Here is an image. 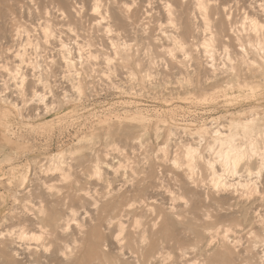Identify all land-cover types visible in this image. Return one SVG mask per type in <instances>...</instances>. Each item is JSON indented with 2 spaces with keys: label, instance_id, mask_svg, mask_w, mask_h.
I'll return each mask as SVG.
<instances>
[{
  "label": "rangeland",
  "instance_id": "rangeland-1",
  "mask_svg": "<svg viewBox=\"0 0 264 264\" xmlns=\"http://www.w3.org/2000/svg\"><path fill=\"white\" fill-rule=\"evenodd\" d=\"M143 2L145 6L140 0L1 2L0 248L17 252L19 264H27L22 253L28 244L19 233L31 228L34 216L21 204L38 188L39 178L59 188L67 211L76 214L69 228L87 221L95 203L115 199L137 179L146 178L151 184L134 204V218L143 226L158 228L163 213L180 219L176 212L184 199L174 197L186 168V144L193 140L196 148L192 177L197 184L191 187L202 193L212 190L211 174L204 166L215 155L207 149L212 130L253 118L261 132H252L254 142L259 152L263 150L264 82L257 90L229 82L223 70L233 64L241 70L246 64H238L234 57L231 64L220 49L215 52L214 69L199 54L201 45L188 47L192 60L187 53L173 57L175 51L170 52L159 35L170 29L159 1ZM130 3L138 10L132 16L137 21L128 18L126 23L132 24L127 23V28H115L111 11L125 16L133 9ZM238 11L231 9L237 27L242 25ZM15 69L23 78L19 73L14 76ZM254 154L251 161L258 157ZM250 166L253 181L260 185L264 168L256 176V163ZM239 173L224 172L223 179L235 182ZM72 193L79 198L72 200ZM38 201L32 198L35 208ZM44 206L42 202L41 209ZM165 251L169 256L165 264H172L176 251ZM262 262L264 245L240 264Z\"/></svg>",
  "mask_w": 264,
  "mask_h": 264
},
{
  "label": "bare ground",
  "instance_id": "bare-ground-1",
  "mask_svg": "<svg viewBox=\"0 0 264 264\" xmlns=\"http://www.w3.org/2000/svg\"><path fill=\"white\" fill-rule=\"evenodd\" d=\"M60 1L64 2V0ZM143 1L140 0V4H143ZM158 1L163 11L165 25L167 24L170 28L166 31L161 30L159 35L167 46H170L169 51H175V53L171 52L173 57H177V52L182 54L192 52L187 51L189 46L191 48L195 47L193 45H201L199 54H204L209 59L210 67L214 69V60L217 57L215 52L220 49L223 58L228 59L231 64L234 63L231 61L236 59L238 64H246V67L242 68L244 65L242 64V69L238 70L240 67L236 69V64L229 63L236 68L230 65L227 67V65V68H231L227 70L224 63L223 66L226 69L223 67L224 70H222L227 71L225 77L228 75L229 82L241 88L251 87V90L262 85L261 83L264 82V32L262 31L264 30V0ZM1 2L2 0H0V9ZM131 3L130 6L133 5ZM125 4L129 5V3ZM144 4L141 6H145ZM138 6L141 7L139 4ZM234 6L236 11L241 12L239 16L245 23L246 20L249 21L247 22L249 27L239 18L238 21H241L242 25L239 27L235 25L237 21L232 19L231 12ZM132 7L133 9L129 8L128 13H124L125 16L115 9L111 11L112 22H110L116 26L115 28L123 29L128 23L126 19L130 20L128 18L133 19L135 23L137 6L136 9ZM247 9L252 10V13H249ZM183 56L185 58V55ZM189 56L187 53L186 57ZM199 58L200 56H197L196 59ZM188 59L192 60V56ZM65 63L69 67L70 58L66 59ZM193 66L197 68L198 64L197 67ZM15 70L14 76L19 73V69ZM68 71L67 78L70 73ZM193 71L192 73H195ZM10 74L13 76L12 73ZM223 75L222 72L221 78L224 77ZM18 76L23 78L21 73ZM254 121L250 118L243 123H231L226 129L212 130L207 149L212 150L215 155L204 163L206 170H209L211 174L212 190L206 193L191 187V184H197V180L192 177L196 148L192 145L193 140L186 144L183 158L186 168L182 171V178L179 180V195L174 197L176 200L184 199L176 212L180 219L176 220L167 213H163L162 222L158 228L143 226L141 220L134 218V204L151 184L146 182V178L137 179L115 199L107 200L100 205L95 203L88 220L76 223L71 228H69V221L77 218L73 210L70 213L67 211L65 196L61 197L62 194L59 196L57 193L59 188L56 189L54 184L56 190L52 185L47 184L45 179L39 178L38 188H34L30 193H28L30 189L26 190L31 196L21 204L23 211L34 213L31 228L22 229L19 233L20 237L28 241L22 257L27 259V264H165V260L169 258L165 249L171 248L176 251L172 264H240L252 258L259 247L264 245V175L262 183L257 185V182L253 181L254 171L252 172L253 169L250 166V163L254 161L258 168V170L255 169L257 170L255 175L257 176V173L260 175L264 168V146L259 152L260 148L256 146L252 133L259 131V126ZM254 153H258L256 154L258 157L251 161ZM58 169L62 170L63 166ZM224 172L236 176L239 172L241 174H238L240 178L235 176L237 181L232 182L223 179ZM150 173L147 178L152 174ZM76 196H73L72 200H75ZM33 197L39 199L37 208L32 202ZM42 202L45 203L44 209H41ZM67 216L68 220L65 218ZM217 237L218 239L215 240ZM245 237V241L241 242V239ZM103 245L108 248H102ZM17 257V252L9 254L3 247L0 248V264H19L16 261Z\"/></svg>",
  "mask_w": 264,
  "mask_h": 264
}]
</instances>
